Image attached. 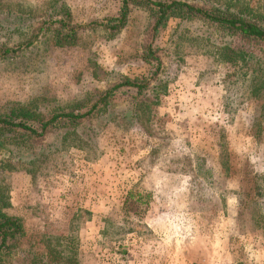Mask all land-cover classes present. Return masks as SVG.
Listing matches in <instances>:
<instances>
[{"label": "rangeland", "instance_id": "obj_1", "mask_svg": "<svg viewBox=\"0 0 264 264\" xmlns=\"http://www.w3.org/2000/svg\"><path fill=\"white\" fill-rule=\"evenodd\" d=\"M243 1L264 14V0ZM62 8L87 25L117 15L120 0H0V48L51 26ZM152 24L132 6L116 33L86 26L58 45L45 27L0 59L1 114L68 109L126 78L151 88L134 98L121 87L99 115L28 153L0 145V207L26 231L2 264H37L36 254L76 255L79 264H264V109L254 92L264 46L198 20L171 19L156 35ZM229 47L252 59L228 61Z\"/></svg>", "mask_w": 264, "mask_h": 264}, {"label": "trees", "instance_id": "obj_2", "mask_svg": "<svg viewBox=\"0 0 264 264\" xmlns=\"http://www.w3.org/2000/svg\"><path fill=\"white\" fill-rule=\"evenodd\" d=\"M132 6H140L150 13L153 19L151 32L155 35L171 19L175 18L181 21L198 20L209 23L224 33L238 36L252 43H260L264 46V24L260 22V18L264 17V14H252L253 11L250 6L243 0H223L222 2L218 0V4L204 3L199 5L183 0H120V9L117 15L87 25L76 24L70 10L62 8L59 11L58 19L53 21L51 26H47L48 28L44 25V22H40V26L30 29L29 35L27 34L26 38L24 37L25 39L17 47H1L0 59H5L9 55L33 45L45 27L47 30H51L58 45L71 44L77 41L80 31L84 30L86 26L101 27L111 34L116 33L126 25ZM16 18L22 19L21 17ZM223 56L228 61L252 59L248 51L231 47L226 50ZM145 59L148 62H153L154 65L158 61V56H156V52L151 46L146 49ZM156 66L157 69L154 73L159 71L160 62ZM124 86L136 91L137 95L132 94L134 98L144 94L146 89H151L149 79L126 78L125 81L99 92L92 103L90 101L94 99H91L92 95H90V98H88L91 99L90 101L86 103L76 102L68 109L58 107L44 113L33 111L27 106H19L11 108L7 114L0 113V145L10 142L12 145L19 147L21 151L28 153L32 148L37 147L36 141L44 139L48 134L75 129L79 124L84 123L83 121L86 119L99 115L111 104L119 89ZM254 92L263 97L264 109V78L260 80L259 85H256ZM89 105L91 107L87 110H81L84 106ZM25 158L24 155L20 157L21 160ZM34 159L36 158H31L30 163L34 162ZM25 232L23 219L19 216L9 215L0 207V264L4 259L21 249L20 246L25 237ZM50 254L54 255L52 252L47 253V255ZM36 255L37 261L35 263L37 264H79L76 255L60 261H57L55 256L51 259H45L42 255ZM53 258L55 261L52 260Z\"/></svg>", "mask_w": 264, "mask_h": 264}]
</instances>
